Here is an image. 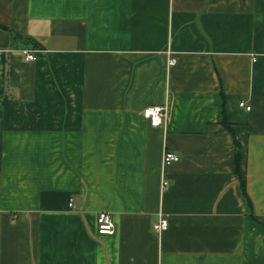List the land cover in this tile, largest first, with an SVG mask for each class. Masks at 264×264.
Here are the masks:
<instances>
[{"label":"crops","instance_id":"0c3cea01","mask_svg":"<svg viewBox=\"0 0 264 264\" xmlns=\"http://www.w3.org/2000/svg\"><path fill=\"white\" fill-rule=\"evenodd\" d=\"M0 26V264H264V0H0Z\"/></svg>","mask_w":264,"mask_h":264},{"label":"built area","instance_id":"2783aa9c","mask_svg":"<svg viewBox=\"0 0 264 264\" xmlns=\"http://www.w3.org/2000/svg\"><path fill=\"white\" fill-rule=\"evenodd\" d=\"M20 55L23 58V60L27 63L35 62L36 58L34 55V52H31L29 50H21ZM174 61L170 60L168 62V67L173 66ZM241 108H244L246 111H250L249 107H246L244 103H240L239 105ZM142 117L149 121V124L152 128H163L165 130L166 128V120L168 117V109L167 106H154L149 107L143 110ZM179 162V157L168 150H164L162 154V168L165 169L166 167L176 164ZM168 187V183L166 180L162 179L161 182V189L166 190ZM69 207L72 206L70 203L68 205ZM114 219L112 218V215L107 212H100L97 214L96 218V224H97V232L100 236H112L115 234V225H114ZM168 222L165 218H163L161 215L158 217L157 221L153 223L152 229L153 232L158 235L159 237L162 235L164 231L168 228Z\"/></svg>","mask_w":264,"mask_h":264},{"label":"trees","instance_id":"16d2710c","mask_svg":"<svg viewBox=\"0 0 264 264\" xmlns=\"http://www.w3.org/2000/svg\"><path fill=\"white\" fill-rule=\"evenodd\" d=\"M3 30L7 31L8 28L6 27H2L0 26ZM9 31V30H8ZM226 128L229 129V126L226 125ZM229 131L231 132V135L234 139V135L231 131V129H229ZM234 142H235V145H236V149H237V153H236V174H237V177H238V184H239V187H240V191H241V194L243 195V198L246 200V203L247 205L250 207V201L248 199V195H247V192H246V182H245V179L244 177L242 176V174L240 173V169L239 167H241L239 164H240V154H239V146L238 144L236 143L235 139H234Z\"/></svg>","mask_w":264,"mask_h":264}]
</instances>
